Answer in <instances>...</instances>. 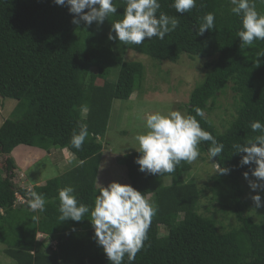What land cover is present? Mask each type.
I'll return each instance as SVG.
<instances>
[{"label": "trees", "instance_id": "trees-1", "mask_svg": "<svg viewBox=\"0 0 264 264\" xmlns=\"http://www.w3.org/2000/svg\"><path fill=\"white\" fill-rule=\"evenodd\" d=\"M113 3L115 15L87 26L73 24L75 14L53 0H0V96L15 99V108H24L21 118H7L0 125V153L27 144L57 158L62 154L54 149L66 148L73 158L70 168L33 186L46 199L45 211L33 212L26 203L29 188L14 183L15 164L6 157L5 169L0 170L4 254L15 264H110L96 243L90 213L79 222L60 220L58 190L72 186L79 203L94 207L102 138L113 100L131 98L144 71L140 61H125L114 52V45L121 43L158 62H177L183 56L203 60L204 74L190 90L185 113L224 145L223 152L209 161L230 169L221 174L216 168L199 181L191 173L193 162L181 161L175 172L153 175L139 171L136 150L121 157L124 166L119 170L128 184L157 209L133 264H264V207L249 200L243 176L249 172V179L255 180L250 172L254 165L241 166L245 154H235L233 148L259 134L251 130L252 122L264 123V57L255 63L264 41L240 48L236 32L241 22L230 11V0H196V7L184 14L171 7L173 0H159L157 16L164 12L176 17L178 27L163 40L145 38L141 45H126L108 39L111 24L123 18L125 7L124 0ZM256 8L264 14L260 0ZM207 13L215 15V28L197 36ZM219 95L229 101L218 102ZM214 108L228 116L224 129L208 118ZM78 123L86 124L89 132L80 150L70 144ZM210 146L209 141L199 143L198 161L209 158ZM16 193L24 203L15 204ZM255 194L264 202V191L257 189ZM37 233L45 238L37 239ZM122 264H127V256Z\"/></svg>", "mask_w": 264, "mask_h": 264}, {"label": "clouds", "instance_id": "clouds-1", "mask_svg": "<svg viewBox=\"0 0 264 264\" xmlns=\"http://www.w3.org/2000/svg\"><path fill=\"white\" fill-rule=\"evenodd\" d=\"M53 2L59 6H67L69 12L75 14L72 23L77 25L81 22L87 26H91L93 22L102 24L110 15L117 13L113 0H53ZM260 2L264 3V0ZM124 4L123 18L111 24L109 40H118L126 45H141L145 38L151 40L156 37L163 40L166 34L178 27L179 21L176 17H170L164 12H160L157 16L161 7L159 0H124ZM230 4L232 5L230 11L238 16L241 22V27L236 32V36L241 41L240 48L245 49L257 40L264 41V14L257 11L256 0H230ZM171 7L177 13L184 14L196 7V0H173ZM85 9H87L86 12ZM202 20L196 32L197 36H202L206 30L215 28L213 13L205 14ZM261 57H264V49L255 53L257 65ZM83 111L86 112L87 108L85 107ZM195 111L197 115H203L199 108ZM145 127L147 130L144 133L135 136L138 144L135 150L140 153L135 163L139 165L141 172L153 175L175 172L181 161L192 163L197 160L200 155L198 145L201 141L210 142L211 146L208 149L210 160L219 156L224 149V145L218 142L210 132L201 128L195 117L182 114L178 110L148 114ZM78 128V132L73 130L70 144L80 150L89 132L86 124L78 123ZM250 128L259 134L247 138L244 143L233 145L234 153L245 154L241 156V166L254 165L250 168V172L251 176L256 178L255 180L249 179V172L243 173L250 189L264 191V123L254 121ZM63 149L67 150L66 148L60 149L61 161L64 160ZM12 151L6 155L14 161ZM34 153L39 154L38 157L47 155L44 149L34 150ZM1 155L5 153L1 152ZM19 156H21L20 153ZM26 161L27 155L23 156V160L19 163L23 164ZM14 164L15 168L12 171L15 174L18 168L16 160ZM20 164L19 168L22 166ZM213 165L215 170L217 168L221 174H227L230 171L226 167H220L218 163ZM3 169L5 168L0 167L1 171ZM98 190L99 194H96L97 191L94 194V207L90 208L78 202L74 187L66 186L59 189V218L61 221L71 219L79 222L85 214L90 213L96 243L102 246L110 264H122L125 256H127V264H133L137 253L141 251L144 242L148 239V230L157 209L147 201L144 194L129 184L113 181L107 186L99 184ZM26 197V203L33 212L45 211L46 199L43 194L29 188ZM251 199L257 208L264 207L259 194L253 195ZM17 203H24L19 193H16L15 204ZM38 234L44 235L42 239L45 238L44 233ZM51 244L54 246L55 242Z\"/></svg>", "mask_w": 264, "mask_h": 264}, {"label": "rangeland", "instance_id": "rangeland-1", "mask_svg": "<svg viewBox=\"0 0 264 264\" xmlns=\"http://www.w3.org/2000/svg\"><path fill=\"white\" fill-rule=\"evenodd\" d=\"M114 49V52L122 56L125 61H140L144 65V71L140 85L136 87L131 98L113 100L107 131L102 138L103 152L96 181L98 188L99 184L107 186L113 181L128 184L125 174L119 170V166H124L121 157L138 147L135 136L147 130L145 127L146 116L157 111L167 113L170 110H178L186 115L184 104L188 101L190 90L197 81L201 80L204 74L203 60L198 57L183 56L177 62H158L121 43L115 44ZM217 99L223 104L229 101L222 95H219ZM16 104L15 99L0 96V125L7 118H21L24 108H15ZM225 107L227 113L228 106ZM85 113L83 111V115ZM226 113L221 108H214L212 112L208 113V118L221 130L224 129L223 123L225 121L223 119L228 117L225 116ZM122 130H126L127 133L122 134ZM34 150L43 149L38 146L18 145L12 151L11 155L18 165L12 177L14 182L27 185L28 188L32 189L35 184L42 185L72 166L73 158L65 149L62 150L64 157L62 161L60 158L49 154L38 157L39 154L34 153ZM53 152L59 153L61 151L54 149ZM25 155H27L26 163L20 164L19 162L23 160ZM6 157H8L6 154L0 156V167H3L2 164H4ZM18 163L24 168L22 166L19 168ZM193 164L194 168L191 173L196 174L199 181H205L209 177L208 175L215 171V166L209 161V158L203 161L196 160ZM245 184L249 190L248 198L256 195L255 191L250 189L248 181ZM206 200L203 197V201L206 202ZM249 200L252 201L251 198ZM218 218L221 217L218 216ZM42 237L44 235H37L38 239H42ZM4 248H6V242L0 241V264H15L4 254Z\"/></svg>", "mask_w": 264, "mask_h": 264}]
</instances>
